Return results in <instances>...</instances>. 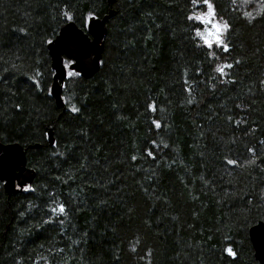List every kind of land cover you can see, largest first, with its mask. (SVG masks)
<instances>
[{"label":"trees","instance_id":"obj_1","mask_svg":"<svg viewBox=\"0 0 264 264\" xmlns=\"http://www.w3.org/2000/svg\"><path fill=\"white\" fill-rule=\"evenodd\" d=\"M241 1L115 0L63 109L48 43L108 1L0 0V141L38 144L31 183L0 180V264H264V6Z\"/></svg>","mask_w":264,"mask_h":264},{"label":"water","instance_id":"obj_2","mask_svg":"<svg viewBox=\"0 0 264 264\" xmlns=\"http://www.w3.org/2000/svg\"><path fill=\"white\" fill-rule=\"evenodd\" d=\"M107 1L110 5L108 12L103 16H92L88 21L87 29L70 20L61 25L56 37L48 43L54 69L51 94L56 104L63 109H65L64 81L68 71L73 70L89 78L101 66L105 47L104 38L108 31L107 21L116 13L111 7L115 0ZM48 141L51 145L55 143L52 128L48 131ZM33 146L38 144L25 147L18 141H0V180L3 181L8 196L22 190L34 180L36 171L27 164V150ZM249 234L255 249V257L264 263V220L251 225Z\"/></svg>","mask_w":264,"mask_h":264},{"label":"rangeland","instance_id":"obj_3","mask_svg":"<svg viewBox=\"0 0 264 264\" xmlns=\"http://www.w3.org/2000/svg\"><path fill=\"white\" fill-rule=\"evenodd\" d=\"M242 7L245 8L246 13L250 16L253 17V15L257 14L260 12L264 6V3L262 0H242L241 1ZM69 61H67V64ZM74 71L69 70L68 75L72 74Z\"/></svg>","mask_w":264,"mask_h":264},{"label":"snow or ice","instance_id":"obj_4","mask_svg":"<svg viewBox=\"0 0 264 264\" xmlns=\"http://www.w3.org/2000/svg\"><path fill=\"white\" fill-rule=\"evenodd\" d=\"M194 2H195V0H194ZM205 2L207 3V0H205ZM209 7H211V6H209ZM226 47V46H225ZM222 70V69H221ZM61 211H62V209H61ZM230 251V250H229Z\"/></svg>","mask_w":264,"mask_h":264}]
</instances>
